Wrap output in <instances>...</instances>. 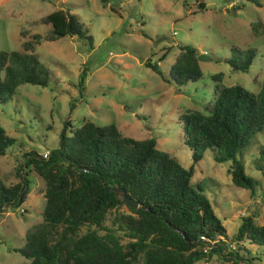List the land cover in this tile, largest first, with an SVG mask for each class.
I'll use <instances>...</instances> for the list:
<instances>
[{"label":"rangeland","instance_id":"374dc122","mask_svg":"<svg viewBox=\"0 0 264 264\" xmlns=\"http://www.w3.org/2000/svg\"><path fill=\"white\" fill-rule=\"evenodd\" d=\"M59 8L78 16L92 35L91 47L77 36L45 38L50 24L42 23L41 17ZM256 20L264 21V0H0V51L23 50V41L38 33L42 39L34 52L49 72L46 86L22 83L7 102L0 103V124L14 139L0 157V180L6 185L18 182L22 153L43 154L56 148L66 121L71 124L68 128L85 121L113 122L126 136L155 137L159 149L188 168L191 149L185 144L179 115L192 109L207 113L216 84H240L256 94L261 90L264 39L251 29ZM182 45L194 46L208 58L199 61L202 75L196 81L176 86L169 70ZM236 48L255 52L246 72L233 70L226 61ZM146 60L157 63L161 74L146 67ZM84 64L88 72L80 92L78 75ZM219 72L218 81L213 75ZM263 151L264 129L237 155L245 172L257 180L253 194L232 182L231 161H216L211 148L194 164L191 183L202 185L226 229L223 253L237 251L231 239L242 216L264 222ZM27 176L25 200L0 210V264L28 261L15 249L42 221L44 181L34 172ZM120 211L128 209L122 205L112 210L105 225L118 228L112 219ZM117 233L122 232L117 229ZM246 245L259 253L261 260L254 264H264V246ZM208 262L232 264L215 254ZM194 264L205 262L199 259Z\"/></svg>","mask_w":264,"mask_h":264},{"label":"trees","instance_id":"16d2710c","mask_svg":"<svg viewBox=\"0 0 264 264\" xmlns=\"http://www.w3.org/2000/svg\"><path fill=\"white\" fill-rule=\"evenodd\" d=\"M199 7L203 9L204 4L200 2ZM40 21L50 24L47 40L77 36L86 39L90 47L93 45L92 35L69 10L54 9ZM250 25L264 39V21H252ZM41 39L40 34L33 33L23 41V50L0 51V103L7 102L22 83L48 84V69L34 52ZM198 54L194 46H181L169 70L176 86L196 81L202 75ZM254 56L251 48H236L226 61L233 70L246 72ZM144 65L161 74L157 63L146 60ZM87 72L84 64L78 75L80 92ZM221 76L219 72L213 78L219 81ZM178 118L185 144L191 149L192 163L188 168L159 149L155 137L126 136L113 122L85 121L68 128L71 124L66 121L57 147L47 156L23 152L20 180L11 185L0 180V210L25 200L29 172L44 181L42 221L27 231L26 242L15 249L28 259L21 264H194L214 254L232 264L260 261L259 253L246 243L264 246V222L258 223L252 215L242 216L231 239L237 243V251L223 253L226 229L202 185H192L191 177L194 164L205 149L211 148L216 161H231L228 173L232 182L251 194L255 192L257 180L245 172L237 155L256 132L264 129V79L257 94L240 84H216L207 113L192 109ZM13 140L0 124V157ZM261 159L264 161L263 156ZM257 168L263 169L261 165ZM115 184L139 206L126 205L106 188ZM122 205L128 212L114 213L112 219L118 228L106 226L108 213ZM117 229L122 233L118 234ZM124 236L127 241L123 242Z\"/></svg>","mask_w":264,"mask_h":264},{"label":"water","instance_id":"95a60500","mask_svg":"<svg viewBox=\"0 0 264 264\" xmlns=\"http://www.w3.org/2000/svg\"><path fill=\"white\" fill-rule=\"evenodd\" d=\"M231 10H234V7H231ZM207 58L208 57L204 53H199L197 55V60L198 61L205 60ZM106 188H110L112 191H114L116 197L122 199V201L126 205L131 206V207H135V208H137L139 206L138 201H136V200L128 197L126 195V191L122 187H120V186H118V185L115 184V185H112L110 187L107 186Z\"/></svg>","mask_w":264,"mask_h":264},{"label":"built area","instance_id":"2783aa9c","mask_svg":"<svg viewBox=\"0 0 264 264\" xmlns=\"http://www.w3.org/2000/svg\"><path fill=\"white\" fill-rule=\"evenodd\" d=\"M47 153H48V152L43 153V156H47ZM210 248H211V245L208 246V247H206V248L204 249V252H205V253L208 252ZM204 262H205V264H209V262H208V258L204 259Z\"/></svg>","mask_w":264,"mask_h":264}]
</instances>
